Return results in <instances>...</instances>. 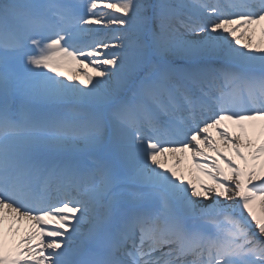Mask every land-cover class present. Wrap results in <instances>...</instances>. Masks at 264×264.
Masks as SVG:
<instances>
[{
    "label": "snow or ice",
    "instance_id": "6c2138e0",
    "mask_svg": "<svg viewBox=\"0 0 264 264\" xmlns=\"http://www.w3.org/2000/svg\"><path fill=\"white\" fill-rule=\"evenodd\" d=\"M0 264H264V0H0Z\"/></svg>",
    "mask_w": 264,
    "mask_h": 264
},
{
    "label": "bare ground",
    "instance_id": "6f19581e",
    "mask_svg": "<svg viewBox=\"0 0 264 264\" xmlns=\"http://www.w3.org/2000/svg\"><path fill=\"white\" fill-rule=\"evenodd\" d=\"M254 39H255V40H259V33H258V32L256 33ZM242 40H243V38H242Z\"/></svg>",
    "mask_w": 264,
    "mask_h": 264
}]
</instances>
